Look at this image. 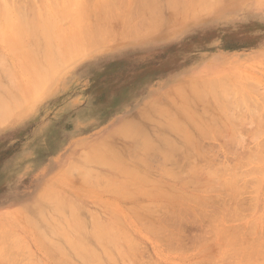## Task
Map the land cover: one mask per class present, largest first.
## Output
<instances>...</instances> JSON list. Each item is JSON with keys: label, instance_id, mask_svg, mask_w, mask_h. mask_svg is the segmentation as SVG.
Segmentation results:
<instances>
[{"label": "rangeland", "instance_id": "obj_1", "mask_svg": "<svg viewBox=\"0 0 264 264\" xmlns=\"http://www.w3.org/2000/svg\"><path fill=\"white\" fill-rule=\"evenodd\" d=\"M3 1L2 3L5 4L4 6L6 8V11L13 13H15L16 10H19L20 8L27 6L26 0H10V1L3 0ZM33 1L35 5L34 11L36 16L38 15L43 16L44 15L43 12L44 13L46 12L47 14L45 15V17L49 16L50 13H51L50 16L54 15L53 13H55L57 6L58 7L64 6V15L63 16L61 15L62 18L64 19L61 18L60 20H58L59 21L58 26L60 25L62 26V28L66 29L64 33H66L68 36L76 33L81 28V26H85L91 23L92 20H89L90 19L89 17L93 12L96 11L102 12L107 10L110 11L112 10V8H113L112 11L120 17L119 20L122 27L126 26V24L128 23V25L131 26L132 29L131 32H133L134 35L132 34L133 36L131 37V39L127 41L125 40V38H119L117 42L114 41L115 46H113V44L107 45L105 43H102L98 47L91 48L92 49L91 53L80 55L74 59L73 57H70L68 59L60 60L61 63H57L58 67L56 66L58 68V71H56L53 75H51L50 79L49 80L47 79L41 87H38L37 89H33L31 92H25L29 98L26 99L21 106H15L13 108V110L11 111L12 114L9 113L11 115L8 114L6 116V118L8 117L7 121L5 120V122L4 121L1 122L0 124V227L1 229L3 228L10 229V233L12 232V234L13 232L14 234L18 233L17 235L20 236L21 240L22 241L24 240L22 244H24V242L27 244L26 245L24 244L26 251L25 249L22 251L19 250L21 252H18V249H2L1 252L0 249V264H25V263L41 264V261L42 264H62L63 261L61 262V260L58 259L61 257V255L58 252H55L54 248L51 247L48 242L44 241V239L41 237V234L37 235L39 230L37 231L34 229L33 226L32 228L31 225H27L28 222H25L27 221V219L25 221L23 220L25 222L24 224L23 221L21 220V218L24 219V216L26 218L27 216L34 217L33 213L38 212L37 205H35V202L36 200L40 199L43 191L46 190V189L43 190V188L44 187L46 188V185H48V183L53 184L55 188L61 190L62 194L74 195L76 200L80 202L81 201L84 202L87 208L91 211L96 209L101 210V208H104L105 205H107V207L111 206L110 208L113 209L115 208L117 210L115 212H117V214L120 215V217L118 216V218L120 220L122 218V220L124 221L125 225L124 224L122 225L126 227L127 229L126 232L128 233L126 234V232H124L125 234L124 237L126 238L124 239L128 240L130 238L128 241H126V244L129 243L127 246L130 247L129 249L130 254H133L132 256H130V254L128 253L129 256L128 258L130 259L123 257L124 261H122L123 259L122 260L120 259L122 262L120 261L119 264H123V262H125L126 264L127 263L154 264L155 261H156L155 264H203V262L204 264L205 263L264 264V262H262L264 259V255H263L264 254V239H263L264 237L263 235L264 234V229H263L264 228V162H262L264 159L263 158L264 157L263 156L264 154V143H263L264 142L263 140L264 139V0H213L214 1L213 4H208L209 2L207 1L210 0L207 1L205 0L208 6L205 4V1L203 0L201 1L195 0L196 1L195 3L198 4L203 1L202 2L204 3L203 6L204 7L207 6V8L204 9V7L201 5L202 3H200L202 7L200 6V10H197V8H199V5L196 7L197 5L196 4L194 6L196 10H193L192 7H191L192 10H190V7L189 8L186 7L188 10L191 11V12L189 11L190 12L189 13L187 9H185L184 7L178 6V9L176 10L177 14L173 13L175 12L174 10L175 7L174 6L170 7L168 5L169 4L168 2H170V0H158L159 2H157V4H156L157 0H153L154 3L151 1L153 4L150 2L151 4L149 3V5L150 7H152L151 5L154 6L155 4L154 6L155 8L152 7V11L150 10L151 12L154 13L155 10L156 11L159 10L158 13L156 12L158 15L156 13H155L156 15L154 14V16H157L156 20L151 19L153 17H150L148 14L150 12L148 3H146L148 0L147 1L124 0V3H121L123 0L120 1L119 0H91V1L90 0L88 1L36 0V3L35 0ZM110 1L111 3L114 2V5L111 6ZM142 1L143 2L146 1L144 2L145 8H148V10L142 9L144 7L143 5H141L143 4ZM55 3L56 5H54ZM135 3L138 4L136 5ZM105 4L106 7L104 6ZM43 5L45 8H43ZM161 6L162 9L160 8ZM121 7L123 9H120ZM180 7L183 8L182 10L184 11L186 10L189 13V16L187 13L188 18H185L186 16L184 13H186V11L185 12L183 11L182 14L180 13V11L182 12ZM125 9L127 11H125ZM131 9H137L139 12L136 13V15L138 16L140 15L139 13L141 10H143V13L145 11L146 12L149 11L147 13H144L145 15L143 13L141 15H143V17L148 15L147 18L146 17L144 18H146L147 20L150 18L149 21H151V23L152 21L155 20L156 22L154 24L158 23V25L156 24L157 27L155 25L156 28H153L154 24H149L153 26L149 30L150 32L147 31V33L145 29L144 31H141L142 27L141 30L139 29L140 31L137 28H134V26L136 27V25H138V24L134 25L135 21L136 22L140 21L139 25H141L142 21L146 23L145 22L146 19L137 20L136 18L138 16L132 13L133 15L136 16V17L134 16L135 19L134 17L132 18L134 19L132 22L131 19H128V14L132 12L130 11ZM137 10H133V11L136 12ZM81 12L84 15V18L83 15H81ZM56 14H58V12ZM174 14L175 16L173 17ZM141 15L140 18L142 17ZM160 15L161 17H159ZM130 17L131 15L129 14V18ZM166 17H168L167 18L168 20H166ZM161 18L162 20L161 22H159L158 20H160ZM142 32H145V34H142ZM135 33L138 35H135ZM118 42H120L121 44L117 45ZM7 60L10 62V65L12 64L13 67L12 72L13 75L15 76V77L13 76L14 85L27 84L30 75L29 73L25 72L21 62L18 61L16 62V60L13 61L14 59L9 60L8 58ZM221 78L223 79L221 80ZM218 79L219 82L220 81L223 82V85L226 84V86H228L227 90L231 87L232 89L229 91L235 93L233 94L230 92L231 93L230 96L232 99L229 98V100L231 101L228 100L232 108L228 106L229 105L228 102H226L227 105L225 104V100H223V102L220 101L222 107L218 105L219 103H217L216 105V112L217 111L221 112L222 117L220 119L222 120V122L228 124L230 128L232 127L231 129H233L232 131L234 133L233 132L231 133L230 132L231 129H230L228 132H223L224 134L221 133L220 136L219 135L215 136L216 134H212L209 135L210 137L206 136L207 138L206 137L200 138L199 150L197 148L196 149L197 151H201V153L199 154V156H198L199 152L197 153L195 151L196 153H194L192 151L191 153L192 156H195L191 158V161L192 159H194L193 161H195L196 167L194 168L195 165L193 164V161L191 162L192 163L191 165L192 166L194 165L193 166L194 170L199 169L198 170L199 172H202L200 171V169L202 170V168L199 167L197 168V163L201 165L200 162L202 161L204 162L207 158L209 159L206 160L209 165L208 169L213 172L210 173L211 171L210 172L207 171L210 174L207 173L209 176H206V179L208 177L212 179L211 174H214L213 180L214 179L217 180V177L220 178L217 182H213V181L209 182L205 180V183L208 182L209 186L207 184H202L197 188L193 189L195 185L194 186L190 185L191 186L190 188L183 187L184 184H182L181 181L179 180L175 181V179L172 181L170 180L171 179L170 176L167 177L168 178L167 179L165 175H163L164 170H161L165 160L164 161L162 160L161 158L162 155L158 154L159 153L158 152L156 156L160 157V159L156 158L155 156L151 160L150 168L152 167L151 169L154 172L151 175L156 180L158 179L159 181H161V183L164 182L162 186L165 185L166 183V185L168 184L171 187H174L175 189L173 188L174 189L173 190L172 188H169V186L168 189L167 186L165 185L162 190L164 191L163 193L165 195L163 194L159 196L155 195V197L140 196L139 200L143 202L144 200L145 202L146 200L147 201L151 200L156 202V207L154 212H152L150 216L141 215L143 216L142 218L140 215L137 216L134 215L135 213L134 211H132L131 208V204L133 203V201L124 192H122L120 199L118 197H115L114 194L111 193L112 191L111 188H109V186H103V187L101 186L102 188L101 187L97 188L94 186L92 187L87 185L85 187H81L80 184H75L73 182L71 183L66 182L63 184L58 181L57 176L63 170L64 168L63 164L68 161H71V159L73 158L72 156L73 152L76 151V153H80V152L84 153L87 151L91 153V156L95 157L96 150H98L100 145L103 142H105V140H107L109 136H111V133L121 128L122 127L121 125H123L126 122H129L130 119L131 121H134L136 123L141 122L143 125L146 126L148 131L153 130V128L151 127L154 125L156 126V123L157 125H159L158 124L160 123L159 119L161 118H159V116H156L155 118L151 117L150 119V117L144 115L146 112L145 113L143 112L147 111L150 108L151 104L155 102V100L161 106H165V105L172 106L171 102L169 101L172 97L171 95H176V93L174 92V94L172 93L169 94L168 92H172L173 89L178 87V84L186 83V85H189L196 83L198 81L203 82V80L206 82L214 81L217 84H219ZM3 80L5 79L3 78ZM230 82H233V85ZM228 83L231 86L227 85ZM202 84H204V82ZM221 84L222 83H220V85ZM223 85L219 86L218 88L222 87L224 90L226 86ZM178 90L179 89H176V91ZM234 90L236 92L240 90V92L236 93ZM240 97L242 100L240 99ZM244 97L246 98V101L243 100L245 99ZM239 99L241 102L238 101ZM230 102H233V104L235 103L234 105L237 108H235L234 105ZM236 103L238 106L236 105ZM195 106L198 107H194L195 108L194 110H197L200 113L203 112V110H201L203 108L200 104H195ZM239 106H241V108ZM229 108L231 112L229 111ZM239 110L245 114V117H242L243 113L239 112ZM250 111L252 114L250 113ZM224 114H226L227 116L225 115L226 116L225 117ZM230 114L231 115L233 114L234 117L229 116ZM236 115H238L240 121H243L241 122L242 124H240L239 121H236L238 120V117ZM246 116L248 119L246 118ZM147 117L149 118V120L154 119L152 120L153 122L149 121ZM155 119H157L158 121L157 120L155 121ZM230 121H231V125L229 123ZM235 122L237 123V125L240 126V129H238L239 126L236 127ZM141 123L138 124L142 125ZM258 126L261 127L259 128ZM257 130H260L261 133H259V131ZM156 132H158V129ZM229 132L233 135H231ZM255 135L258 138H256ZM154 137L158 138L160 136L157 134L154 135ZM174 138H176L175 134H174ZM110 140L111 139H109V141ZM242 140H243V145L241 144ZM258 140L259 141L263 140L261 142L263 146L260 145L261 143ZM257 141L260 143L259 146L263 147V149L259 147V149L261 148L260 153L262 156V160L259 159L261 156L259 153V149H257L258 146H256L258 144H255V147H257L255 149L258 150L257 152L259 158H256L257 156L256 155L257 153L255 154L256 151L255 152L251 151V154L244 153L248 151H249L248 153H250V150H253L254 148L252 144H254ZM245 144L246 145L249 144L250 147L252 148H250L249 145L246 146ZM244 145H245V149H243ZM248 147L250 148V150H248ZM246 149L248 151H244ZM228 150L231 153L227 152ZM178 151L179 152L176 151V153L174 151L173 155L176 158L180 157L181 160L179 158L177 160L181 162L185 160L184 158L186 156L184 155H188V154L183 153L185 150L183 152H181L180 150ZM232 151H234L233 153H235V151L237 152L239 151L238 154L243 151L244 154L240 153V155L244 157V159H242V157L240 158V155H238L237 153H236L237 155L236 154L234 155ZM252 152L254 153L252 154ZM254 154H255L256 162L257 159H259L258 163L254 161L255 160L253 158ZM211 155H214V157ZM247 155H250V157H248ZM174 156L172 158H175ZM200 156H202L203 158L205 156L207 157L204 160L197 159ZM233 156L239 157L236 158L238 162L239 159L242 160V164H238V162H235L236 164L241 166L243 165L244 162V164L249 163V165L246 164L244 165L245 167L241 166L242 168H240L239 166L240 168L239 170V168H237L238 165L236 167L233 161L235 160L233 159L234 158ZM181 157H183V159ZM187 157L186 159L190 158ZM246 157L251 158L252 161L250 159L246 160V161L249 160L250 162L244 161ZM213 159L221 161V164L218 161L216 162V164L213 163L215 162L213 161ZM177 160L175 161L178 162ZM231 161L234 163L235 167H233V163ZM259 161H261L262 163L261 162L259 163ZM224 162H226L225 163L226 165L224 164L225 167L223 165ZM160 163L162 166L160 165ZM217 163L219 164L217 165ZM181 164H183V168H184L186 164L187 166L190 165V161L188 162L186 160ZM227 164L230 170V171L228 170L229 172H227ZM229 165L231 167H229ZM219 167H221L223 170L226 169V172L223 171H221L223 173L219 172V170H222L219 169ZM188 168H184V169H187L186 171L188 172L191 169L190 167ZM208 169L206 167V170ZM231 170H233L232 172H234V175H232ZM75 171L76 170L74 169L70 174L66 173V174H62L61 176L68 179L69 176L71 175H77ZM235 171L238 173L237 176L239 175V177L237 178L236 176V178L234 179L236 174ZM246 171H248L249 174L246 173ZM216 173L219 176L216 177L215 175ZM242 174L243 175L246 174V175L243 176ZM160 175L164 176V178H161ZM241 176L243 178H241ZM107 177L111 178L110 175H108ZM225 179L236 180V184L240 188L238 189V192H236L237 188H235V186L232 187L231 184L232 180H228V181L226 180V182L224 183V186L226 185V187L221 186L223 185L222 183L223 180L225 181ZM246 179L248 180V183L246 182L247 181ZM237 181L239 182L237 183ZM233 183H234L233 185H235V182ZM212 184L218 186H214V185L212 186ZM165 187L167 188V190ZM219 187L221 188V190ZM191 188L192 190H189ZM231 188L236 189V190L234 189L235 193ZM242 189L243 191L241 192ZM209 190H211V192ZM165 192L168 194L169 192L171 193L174 192L173 194L176 193V195L178 193L179 194L177 195V198H174L175 195L171 197L172 195L169 194V196L172 198L170 199L168 194H166ZM181 192H186V193L188 192L190 193L189 194L190 196L195 195L197 197L194 196L195 198H193L191 196L192 198L189 197L190 198L189 199L188 198L189 195H188L186 199L184 196H183L184 198L180 196ZM231 193L233 194V196H231ZM205 195H208L206 196L207 198L205 197ZM248 198L250 199V201L246 200ZM214 202L217 203V205ZM220 202L223 203L228 202V204H230L228 205V208L230 206L231 207L228 209ZM184 203L187 204L185 205ZM170 204L172 206H170ZM199 204L202 205L199 206ZM245 204L246 206H244L242 209V206ZM204 205L207 207H205ZM220 205L224 206L225 209H223V211H225V214H222L223 211L222 209L219 208ZM34 208L36 209V211ZM206 208L209 210V212H207ZM213 209L214 212H216L214 214H213ZM173 210H177V211L173 213ZM201 210L205 212H202ZM107 211L108 209L105 208L102 215L105 214ZM190 211H191V215L188 214L190 213ZM220 212L222 215H224V216L221 215L222 220L223 217L227 215L226 218H224V221L219 222L220 220L217 219L218 221L216 222L218 223L214 224V227H216V229L214 228V231H211L210 229L211 231L210 232L208 229H204L203 226L206 227L209 224L210 217ZM162 213L163 215H165L164 217L163 215H161ZM199 213L200 214L203 213V215L201 214L202 217L200 216ZM133 215L135 216V218L133 217ZM240 215L243 216L241 217ZM130 216H132V218H134L135 220L132 219ZM138 216L140 217V219H138L139 221L137 220ZM177 216L179 217V219L177 218ZM185 216L188 218L186 219ZM35 217H38V213L37 214L35 213ZM17 218H19L20 220L19 219L17 220ZM202 218L203 219L205 218L204 220L205 222L203 221ZM163 219L165 221H163ZM143 220L145 221L148 220L146 221L147 224L146 222L143 223ZM19 222L23 224V227L22 224H19ZM177 222L182 224L183 227L181 228L182 225H180ZM260 222L262 224H260ZM8 223L12 224V227ZM14 223H16L15 224L16 227L13 226ZM149 223L151 226L148 225ZM154 223L156 226L154 225ZM216 224H218L219 227ZM45 225L46 224L43 223L41 227L42 228L45 227L47 229ZM160 225L163 227L165 226L164 228H168L169 230H172V232L171 231L169 232V230L167 229L165 231V229H163L162 227H161L162 229L157 228V226L159 227ZM147 226L149 227V229L151 227L152 231L147 230L148 228ZM26 227L28 229H26ZM184 228H185V232H184ZM153 229L156 231H154ZM217 230L219 231L217 232ZM149 231L153 232V234L150 233ZM250 231L252 232L250 233ZM130 232L131 234H129ZM155 233H157L156 235L160 237L156 236ZM162 233L165 235L167 233V235L162 236L163 235ZM196 233L198 235H196ZM177 234L180 235L181 238ZM191 234L192 235L194 234L195 236L194 235L192 236ZM258 234L260 235L259 236L260 239L258 238ZM36 236H40V237L37 238ZM191 236L192 238L193 237L194 238L193 239L190 238ZM1 237L3 238V235L0 236V238ZM56 237H57L56 235L51 236V238H54L55 240H60L59 236L57 238ZM218 237L220 238V240H218ZM246 237L247 239L249 237L248 240L250 242H247L248 240L246 239ZM255 237H257L258 239L256 240ZM168 239L169 241L172 240L176 242L174 243L169 242ZM181 239L183 240V242H181L182 241ZM184 240L186 245L184 244ZM220 241L223 242L221 243ZM134 242L139 243V245L138 244L135 245ZM245 242H247V244ZM39 243L40 244L44 243V246L39 245ZM178 243L180 244L178 245ZM187 243L189 244L191 243L190 244L191 247L187 245ZM104 245H106V243H104ZM101 246L99 247L98 251H100L102 255L100 261L97 262L100 264H104V263L108 264L110 263L109 262L110 259H108L109 258L108 255L106 256L104 255L106 251L102 250ZM178 246L180 247L178 248ZM181 246H185V247H182L183 248L182 249ZM28 248L30 249L28 250ZM185 248H186V252H185ZM234 248L235 250H233ZM262 248L263 250H261ZM49 250H50V254L54 253L60 257L54 255L53 257H50L51 255L48 254ZM5 251H8L9 258H11V261L7 259L8 254L7 252L5 253ZM9 251L11 252L9 253ZM12 251H15V253H12ZM17 252L20 254H16ZM210 252L212 256L211 254H209ZM231 252L233 256L231 255ZM234 252H237L238 254ZM22 253H24L23 258H22L23 255ZM141 253H144L145 255H142ZM11 254L14 256L16 254V256L17 255L18 256L17 258L16 257L12 258L10 256ZM122 254L124 253L122 252ZM135 255L138 256L139 258L136 257ZM27 256L29 258H27ZM54 257L55 259H53ZM222 257L224 259H222ZM39 258L41 261L39 260ZM209 258L211 260V263L210 260H208ZM37 259L40 261V263ZM56 259L59 261H57ZM206 259L209 261V263L208 261H204ZM14 260H16L17 263H15L16 261L14 262ZM53 260H55L56 263ZM73 260H74L73 264L85 263L83 261L81 262L80 259L78 258H74ZM252 260L253 261L257 260V261L253 262ZM260 260H262L261 263H259ZM75 261H77V263ZM199 261H201V263ZM234 261L236 262L234 263ZM71 262L73 261L71 260ZM97 262H93L92 264H98Z\"/></svg>", "mask_w": 264, "mask_h": 264}, {"label": "bare ground", "instance_id": "obj_2", "mask_svg": "<svg viewBox=\"0 0 264 264\" xmlns=\"http://www.w3.org/2000/svg\"><path fill=\"white\" fill-rule=\"evenodd\" d=\"M3 0H0V124L1 122H5V120L7 121L8 117L6 118V116L11 113L12 114V110L15 106H21L24 101L26 99H28L29 97L26 95L25 92H31L33 89H37L38 87H41L43 85V83L48 79H50V76L53 75L56 71H58V65L57 63H61L60 60L62 59H68L70 57H73L76 58L80 55H84V54H88V53H91L92 49L91 48H94V47H98L100 46L102 43H105V44H113L114 45V41L117 42V40L119 38H125V40H130L131 37L134 35L131 29V26L128 25V23L126 24V26H123L121 25L120 23V17L114 13L112 10H107V11H102V12H99V11H96V12H93L91 14V16L89 17L90 19L89 20H92L91 23L85 25V26H81V28L74 34L72 35H67L66 33H64V31H66V29L62 28V26H58V23L62 16L64 15V6H57V9L56 11L58 12V14H56L57 12L55 11V13H53L54 15H51L49 14V16H46V12L44 13L43 12V16L41 15H38L36 16L35 15V11H34V1L33 0H26L27 2V6L25 7H22L20 8L19 10H16L15 13L13 12H9V11H6V8H5V4L2 3ZM10 1V0H9ZM74 1V0H73ZM83 1V0H82ZM88 1V0H86ZM91 1V0H90ZM120 1V0H119ZM138 1V0H137ZM147 1V0H146ZM144 1V2H146ZM149 1V2H148ZM146 3H148V7H149V11L151 10L152 11V7L154 6L151 5L152 7H150L149 3L153 0H148ZM197 1V0H196ZM195 0H170V2H168L169 6L170 7H175V14L176 13V10L178 9V6H181V7H184L185 9H187L186 7H190V10L191 7L193 8V10H196V8H194V6L196 5V7L199 5V8H197V10H200V6L204 5V3H202L200 5V3H195L196 2ZM198 1H201V0H198ZM207 1V0H206ZM206 1H205V4H206ZM211 2L213 0H210ZM210 1H207L209 2L208 4H213L214 1L211 3ZM4 2V1H3ZM15 2V1H14ZM143 2V1H142ZM143 2V5L142 9H146L148 10V8H145V3ZM151 2V3H152ZM157 2H159L158 0L156 1V4ZM163 2V1H162ZM8 3V2H7ZM13 3V2H12ZM11 3V4H12ZM20 3V2H19ZM35 3H36V0H35ZM53 3V2H52ZM68 3V2H67ZM76 3V2H75ZM79 3V2H78ZM84 3V2H83ZM107 3V2H106ZM121 3H124V0L121 2ZM150 3V4H151ZM154 3V2H153ZM152 3V4H153ZM10 4V5H11ZM15 4V3H14ZM74 4V3H72ZM81 4V3H80ZM85 4V3H84ZM101 4V3H100ZM136 5L138 3H135ZM208 4H206L208 6ZM9 5V4H7ZM56 5V3L54 4ZM61 5V4H60ZM66 5V4H65ZM76 5V4H75ZM110 5H114V2L111 3L110 1ZM140 5V3H139ZM73 6V5H72ZM71 6V7H72ZM86 6V5H85ZM106 7V4L104 5ZM132 6V5H131ZM201 6V7H202ZM204 7V9L207 8ZM74 7V6H73ZM78 7V6H76ZM124 7V6H123ZM128 7V6H127ZM147 7V6H146ZM180 9L182 10L183 8ZM18 8V7H17ZM43 8L44 5H43ZM81 8V7H80ZM102 8V6H101ZM151 8V9H150ZM155 8V7H154ZM153 8V10H154ZM162 9V6L160 7ZM159 8V9H160ZM85 9V7H84ZM119 9V8H118ZM120 9H123L122 7ZM126 9H129V8H126ZM125 9V11H127ZM141 9V8H140ZM158 9V8H157ZM160 9V10H161ZM203 9V8H202ZM98 10V9H97ZM104 10V9H103ZM133 10H137V9H131L130 11H132L131 13H129L131 15V17L129 18V14H128V19H131L132 22L133 20L135 19L136 16V13H138L139 11L137 10L136 12H134ZM172 10V9H170ZM172 10V11H174ZM190 10L187 9V11L189 12ZM82 11V10H81ZM142 11V12H141ZM140 11V15L143 13V10ZM145 11V10H144ZM147 11V12H149ZM150 11V12H151ZM159 10H155V12H151L152 13V16H151V13L149 12V16L150 17H153L151 19H155L157 18V16H154V14L157 12L158 13ZM180 11V10H179ZM178 11V12H179ZM184 10H182V12L180 11V13L182 14ZM186 11V10H185ZM184 11V12H185ZM184 13L185 14V18H188L189 16V13L191 12H187ZM146 11L144 13H147ZM135 15H133V14ZM143 13V14H144ZM156 13V14H157ZM179 13V14H180ZM187 13H188V16H187ZM56 14V16H55ZM85 14V13H84ZM155 14V15H156ZM175 14L173 15V17L175 16ZM183 14V16H184ZM62 15V16H61ZM81 15L82 12H81ZM86 15V14H85ZM89 15V14H88ZM133 15V16H132ZM140 15L136 18L137 20L138 19H146L147 16H144L146 18L143 17V15H141L142 17L140 18ZM145 15V14H144ZM158 15V14H157ZM172 15V14H171ZM127 16V15H126ZM135 16V17H134ZM178 16V15H177ZM42 17V18H40ZM134 17V19H132ZM161 17V15L159 16ZM163 17V16H162ZM165 17V16H164ZM170 17V16H169ZM182 17V16H181ZM68 18V17H67ZM83 18H84V15H83ZM127 18V17H126ZM149 18V17H148ZM168 17H166V20ZM184 18V17H183ZM182 18V19H183ZM64 19V18H62ZM172 19V17H171ZM150 18L147 20H145L146 23H144L143 21L141 22L142 24L139 25L140 21L138 22H134L133 24L136 25V27L134 26V28H137L138 30L140 29L141 30V27H142V30L141 31H149L151 29V27L153 25H149V24H154L156 21H149ZM162 18L160 20H158L159 22H161ZM165 20V21H166ZM127 21V20H126ZM157 21V22H158ZM123 22V21H122ZM131 22V21H130ZM129 22V24H130ZM149 22V23H148ZM132 24V23H131ZM158 25V23H156ZM154 24L153 28H156L157 25ZM78 25V24H77ZM128 25V26H127ZM149 25V26H148ZM156 25V27H155ZM119 27V28H118ZM140 27V28H139ZM133 28V27H132ZM152 28V29H153ZM131 29V30H129ZM136 29V31H137ZM139 30V31H140ZM138 31V32H139ZM151 31H154V30H151ZM63 32V33H62ZM127 32V33H126ZM150 32V31H149ZM133 34V35H132ZM142 34H145V32H142ZM123 35V36H122ZM135 35H138L135 33ZM121 44L120 42L117 43V45ZM7 58L10 60V59H14L13 61L16 60V62H21L22 66H23V69L25 70L26 73H29L30 77H29V80L27 82V84L25 85H14V78H13V67H12V64L10 65V62L7 60ZM70 61V60H68ZM57 66V67H56ZM28 75V76H29ZM15 77V76H14ZM3 78L5 80H3ZM54 78V77H53ZM223 78H221L222 80ZM228 79V78H227ZM210 80V79H208ZM226 80V79H225ZM223 80V81H225ZM204 82V84H202ZM203 82H196V83H193V84H189V85H186V83H180L178 84V87H176L175 89L172 90V92H168L169 94L172 93L174 94V92L176 93V95H171V99L169 102H171L172 106H161L158 102H153L150 106V108L147 110V111H144L143 113H145L144 115H147L148 117H151L152 118H155L156 116H159V119L160 120V123H158L159 125H157L156 123V126H152L151 128H153V130H149L146 128L145 125H143L141 122H134V121H130L129 122H126L124 123L123 125H121L122 127L117 129L115 132L111 133V136H109V138L107 140H105V142H103L99 149L96 150V155L95 157L91 156V153L89 152H80V153H76L73 152L72 153V156L73 158L71 159V161H68L66 163L63 164L64 168L63 170L59 173V175L57 176L58 178V181L61 182V183H75V184H80L81 187H85V186H94V187H97V188H100L101 186H109V188H111V193L114 194L115 197H118L121 199V194L122 192L126 193L129 198L133 201V203L131 204V208H132V211H134V214L135 216L137 215H143V216H150L152 214V212H154L155 210V207H156V202L154 201H147L144 202L139 200V197L140 196H150V197H155L156 196H159V195H165L162 191L164 186L166 185H163L162 184L164 183H161V181H159L158 179L156 180L151 174L154 173L152 171V167L150 168V164H151V160L158 154H161L162 155V160L164 161L163 163V166L161 168V170H164L163 171V175H165V177H169L170 176V180H174L177 181H181L182 184H184L183 187H191L190 185H195L193 187L194 188H197L198 186L202 185V184H207L208 185V182L205 183V180L206 181H213V182H217L220 178L217 177L219 175H217V173L215 174L216 177H217V180H213V175L214 174H211L212 175V179H210V177H208L206 179V176H209L208 174L212 173L213 171L209 170L208 169V162L205 160V165H206V162H207V169L206 170V167L204 165V162H200V164L197 163V168H202V170L200 169V171L202 172H199L197 169V171L194 170V168L196 167L195 165V161H193L194 159H192L193 161V166L191 165L192 161H191V158L195 157V156H192L191 153L192 151L194 153H198V156L199 154L201 153V151H197V149L199 150V147H200V138H203V137H210L209 135H212V134H216L215 136L217 135H221L224 134L223 132H228L231 128L229 127L228 124H226L225 122H222V120L220 119L222 116H221V112L217 111L216 112V105L217 103H219L218 105L222 107V105L220 104L221 102H223V100H225V104L226 102H228L229 98H231V93L235 94L234 92H231L229 90H231L232 88L230 87L228 90V86H226V84L223 85V82H219V79H218V82L219 84H217L216 82H212V81H204ZM239 82V81H238ZM191 83V82H190ZM220 83H222L220 85ZM232 85H233V82H230ZM237 83V82H236ZM241 83V82H240ZM226 86L223 90L222 87L218 88L219 86ZM229 86H231L229 83L227 84ZM240 85V84H239ZM243 85V83H242ZM236 87V85H235ZM238 87V86H237ZM241 88V87H240ZM176 89H179L178 91H176ZM219 89H222V90H219ZM226 89V90H225ZM218 91H221V92H218ZM235 91V90H234ZM179 92V93H178ZM231 92V93H230ZM236 92V91H235ZM240 92V90L238 91ZM236 92V93H238ZM245 92V91H244ZM167 93V94H168ZM178 93V94H177ZM242 93V92H241ZM240 93V94H241ZM244 94V93H243ZM247 97V96H246ZM228 98V99H227ZM235 98V97H234ZM233 98V99H234ZM243 98V96H242ZM245 98V97H244ZM251 98V97H250ZM249 98V99H250ZM157 99V98H156ZM227 99V100H226ZM241 99V97H240ZM240 99L238 100L239 102ZM158 100V99H157ZM242 100V99H241ZM244 101H246V98L243 99ZM221 101V102H220ZM231 101V100H229ZM233 101V100H232ZM251 101V100H250ZM253 101V100H252ZM146 102V101H145ZM147 103V102H146ZM233 104V102H230ZM249 103V102H248ZM165 104V103H164ZM195 104H200L202 106L203 109V112H198L197 110H194L195 108L194 107H198V106H195ZM223 104V103H222ZM229 104V102H228ZM235 104V103H234ZM233 104V105H234ZM240 104V103H239ZM174 105V106H173ZM227 105V104H226ZM231 104H229L228 106H230ZM237 105V103H236ZM243 105H246V104H243ZM238 106V105H237ZM254 106V105H253ZM218 107V106H217ZM231 107V106H230ZM235 108H237L235 105H234ZM241 108V106H239ZM238 107V109H239ZM247 107V106H246ZM220 108V107H219ZM218 108V109H219ZM232 108V107H231ZM243 108V107H242ZM245 108V107H244ZM253 108V107H252ZM256 108V107H254ZM174 109V110H173ZM173 110V111H172ZM237 110V109H236ZM258 110V108H257ZM229 111H230V108H229ZM245 111V110H244ZM228 112V111H227ZM231 112V111H230ZM229 112V113H230ZM234 112V111H233ZM237 112V111H236ZM239 112H242L239 110ZM249 112V111H247ZM253 112V111H252ZM257 112V111H256ZM243 113V112H242ZM251 113V111H250ZM9 114V115H11ZM236 114V113H235ZM252 114V113H251ZM223 115V114H222ZM226 114H224L225 116ZM255 115V114H253ZM261 115V114H260ZM223 116V117H224ZM227 116V115H226ZM225 116V117H226ZM229 116H233V114L229 115ZM238 117V115H236ZM252 116V115H251ZM147 117V118H148ZM234 117V116H233ZM236 117V118H237ZM242 117H245V114L243 113V116ZM261 117V116H260ZM146 118V119H147ZM247 118V116H246ZM233 119V118H232ZM243 119V118H242ZM248 119V118H247ZM149 120V118H148ZM154 120V119H152ZM152 120H149V121H152ZM157 119H155L156 121ZM259 120V119H258ZM154 121V122H155ZM158 121V120H157ZM235 121V120H234ZM236 121H239L240 124H242L241 122L243 121H240L239 120V117H238V120ZM153 122V121H152ZM258 122V121H257ZM141 123L142 125H139ZM151 123V122H150ZM230 125H231V121L229 122ZM236 123V122H235ZM234 123V124H235ZM252 123V122H251ZM233 124V122H232ZM254 124V123H253ZM244 125V124H243ZM246 125V124H245ZM261 125V124H260ZM234 126V125H233ZM239 125H237L236 123V127H238ZM257 126V125H255ZM235 127V126H234ZM259 127V126H258ZM261 127V126H260ZM259 127V128H260ZM227 128V129H225ZM244 128V127H243ZM242 128V129H243ZM258 128V129H259ZM158 129V132H156ZM240 129V126L239 128ZM257 129V127H256ZM225 130V131H224ZM233 129L230 130V132L232 133ZM235 130V129H234ZM261 130V129H260ZM260 130H257L260 132ZM156 134H155V132ZM253 131V130H252ZM256 131V132H257ZM154 132V133H152ZM219 132V133H218ZM229 132V133H230ZM242 132V131H240ZM230 133V134H231ZM234 133V132H233ZM159 135L160 137L158 138H155L154 135ZM174 134H175V137L174 138ZM226 134V133H225ZM173 135V136H172ZM233 135V134H231ZM241 135V134H240ZM259 135V134H258ZM239 136V134H238ZM254 136V135H253ZM260 136V135H259ZM157 137V136H156ZM206 137V138H207ZM212 137V136H211ZM242 137V136H240ZM256 137V135H255ZM213 138V137H212ZM258 138V137H256ZM109 139H111L109 141ZM224 139V138H222ZM262 139V138H261ZM260 139V140H261ZM264 140V139H263ZM262 140V141H263ZM259 141V140H258ZM257 141V142H258ZM262 141H259L260 143ZM254 142V141H253ZM255 142L254 144H252V146H254L253 150H250V145L248 147V150H250V153H248L249 151L246 149L244 151H248V152H244L245 154H251V151H256L255 154L258 156V150L259 147H261L263 149V144L261 143H257ZM209 143V142H208ZM236 143V142H235ZM264 143V142H263ZM205 144V143H204ZM241 144L243 145V140L241 142ZM255 144H258L255 147ZM262 145V146H259ZM104 145V146H103ZM246 145V144H245ZM245 145L243 146V149H245ZM246 145V146H247ZM227 146V145H226ZM225 146V147H226ZM197 148V149H196ZM247 148V147H246ZM257 148V149H255ZM261 148L259 149V153L261 151ZM196 149V150H195ZM178 150H180L181 152H184L183 153H186L188 155H184V156H188L190 157L189 159H186V157L184 158L185 160L179 162V160H177L178 158L180 159V157L176 158L173 154H174V151L176 153L179 152ZM205 150V149H203ZM219 150V149H218ZM196 151V152H195ZM204 152V151H202ZM227 152H230L229 150ZM234 151H232L233 153ZM239 152V151H238ZM237 151H235V153H233L234 155L237 153ZM252 152V154L254 153ZM164 155H163V154ZM172 153V154H171ZM193 153V154H194ZM215 153V152H214ZM231 153V152H230ZM240 153H243L240 152ZM240 153L238 155H240ZM243 153V154H244ZM218 154V153H216ZM222 154V153H221ZM236 154V155H237ZM242 154V155H243ZM255 154H254V159H255ZM172 155V156H171ZM191 155V156H189ZM209 155V154H208ZM163 156H164V159H163ZM175 157V158H172V157ZM210 156V155H209ZM214 157V155H211ZM217 156V155H216ZM245 156V155H244ZM248 157H250V155H247ZM253 156V155H252ZM256 158H259V156ZM260 156H261V153H260ZM264 156V154H263ZM187 157V158H188ZM207 156H205L204 158L202 156L198 157L197 159H200V160H204ZM228 157V156H227ZM234 157V156H233ZM242 156L240 155V158ZM156 158H159L160 157H157ZM183 159V157H181ZM202 158V159H201ZM216 158V157H215ZM218 158V157H217ZM226 158V157H225ZM229 158V157H228ZM236 158H239V157H234L233 160L234 163L235 162H238L236 160ZM264 158V157H263ZM220 159V158H219ZM222 159V158H221ZM242 159H244V157H242ZM247 159H250L252 161L251 158H245L244 161H246ZM262 160V156L259 158ZM257 159V162H256V159L254 160L256 163H258V160ZM175 160H177L178 162H176ZM181 160V159H180ZM190 161V165L187 166H184V168H188L190 167V171H186L187 169H184L183 168V164H181L182 162L184 161ZM209 160V159H208ZM212 160V159H211ZM149 161V162H148ZM213 163L216 164V162L218 160H214L213 159ZM241 161V163H240ZM65 162V161H64ZM154 162V161H153ZM199 162V160H198ZM220 164H221V161H218ZM230 162V161H229ZM228 162V163H229ZM232 162V161H231ZM246 162H250L249 160L246 161ZM261 161H259L260 163ZM264 162V159L263 161ZM261 162V163H262ZM211 163V162H210ZM212 163V164H213ZM217 163V165L219 164ZM226 162L223 163V165L225 164ZM233 163V162H232ZM234 163H233V167L234 166ZM165 164V165H164ZM204 168H203V166ZM214 164V165H215ZM238 164H242V160L239 159V162ZM236 167H237V165ZM249 165V163H246ZM243 162V165H241L242 167H245ZM251 164V163H250ZM211 165V164H210ZM226 165V164H225ZM224 165V167H225ZM202 166V167H201ZM240 165H238L237 168H239ZM240 166V168H242ZM218 167V166H217ZM222 167V166H221ZM221 167H219V169H222ZM229 167H231L229 165ZM253 167V166H252ZM211 168V167H209ZM236 168V170H237ZM239 168V170H240ZM250 168V167H249ZM76 170L75 172L77 173V175H71L69 176V178H65L63 176H61L62 174H66V173H71L72 170ZM155 169V168H154ZM217 169V170H219ZM189 170V168H188ZM212 170H215V169H212ZM229 168H228V164H227V172ZM205 171V172H204ZM210 173H208V172ZM226 172V169L225 170H219V172ZM233 170H231L232 172ZM244 171V170H243ZM258 171V170H257ZM74 172V173H75ZM185 172V174H184ZM187 172V173H186ZM190 172V173H189ZM215 172V171H214ZM221 172V173H223ZM230 172V173H231ZM236 172V171H235ZM241 172V171H240ZM245 172V171H244ZM251 172V171H250ZM200 173V175H199ZM208 173V174H207ZM242 173V172H241ZM240 173V175H241ZM246 173H248V171H246ZM255 173V172H254ZM169 174V175H168ZM237 172L235 174V177L234 179L236 178L237 176ZM249 174V173H248ZM108 175L111 176V178L107 177ZM155 175V174H154ZM232 175H234V172H232ZM243 175V174H242ZM246 175V174H244ZM243 175V176H244ZM74 176V177H73ZM222 176V175H220ZM161 178H164V176L160 175ZM239 177V175L237 176V178ZM225 178V177H224ZM223 178V179H224ZM232 178V177H231ZM241 178H243L241 176ZM250 178V177H249ZM168 179V178H167ZM210 179V180H209ZM232 180V179H225V181L223 180V185L221 186H224V183L226 182V180H232L231 184H232V187L235 186V188H237V190L235 188H231L234 193H235V190L236 192H238V189H240L238 187V185L236 184V180ZM245 180V179H244ZM247 180V179H246ZM63 181V182H62ZM222 181V180H221ZM241 181V179H240ZM235 182V185H233ZM239 181H237L238 183ZM248 183V180L246 181ZM245 182V183H246ZM72 183V184H73ZM219 183V182H218ZM242 184V183H241ZM214 184H212L213 186ZM245 185V184H244ZM247 185V184H246ZM167 188L169 186V188H174V187H171L170 185H166ZM209 186V185H208ZM207 186V187H208ZM214 186H218V185H214ZM229 186H230V183H229ZM237 186V187H236ZM101 187V188H102ZM206 187V186H205ZM204 187V188H205ZM226 187V185L224 186ZM228 187V186H227ZM166 188V187H165ZM166 188V190H167ZM168 188V189H169ZM202 188V187H201ZM214 188V187H213ZM220 188V187H219ZM247 188V187H246ZM259 188V187H258ZM46 189V190H44ZM85 189V188H84ZM161 189V190H160ZM175 189V188H174ZM173 189V190H174ZM186 189V188H185ZM203 189V188H202ZM201 189V190H202ZM207 189V188H206ZM209 189V188H208ZM230 189V191H231ZM235 189V190H234ZM43 193H42V196L40 197V199L36 200L35 202V205H37V209H38V212H35L36 214L38 213V217H35V213L34 214V217L32 216H27V218L24 216V219H22L21 217V220L25 221L27 219V221L25 222H28L27 225H31V227L33 226L35 230H39L37 235L41 234V237L44 239V241L48 242L50 244L51 247L54 248V251L55 252H58L60 256L56 255V254H50V250L48 252L49 255H51L50 257H53L54 256H58L62 262V264H73L74 263V258H78L80 259V261L82 262H85L84 264H92L93 262H97V261H100V258H101V252L98 251L99 247L101 245H104V243H106V245L104 246H101L102 250L106 251L105 252V256L108 255V259L110 263L108 264H119L120 261H124V258H127V259H130L128 258V253L130 254V247L127 246L128 244H126V241L128 240H125L126 238L124 237L125 234L124 232H126V227H124L125 223L124 221L121 220L118 218V216L120 217L119 214H117V211L115 208V210L113 208H110V203H109V206L110 207H107V205L104 206V208H101V210H89L87 208V206L85 205L84 202H80L78 200L75 199V196L74 195H65V194H62L61 193V190H58L57 188H55L53 186V184L51 183H48V185H46V188L44 187L43 188ZM189 190H192L189 189ZM204 190V189H203ZM202 190V191H203ZM221 190V188H220ZM246 190V189H245ZM82 191V190H81ZM169 191V190H168ZM172 191V190H170ZM176 191V190H175ZM179 191V190H178ZM181 191V190H180ZM205 191V190H204ZM211 192V190H209ZM213 191V190H212ZM243 191V189L241 190V192ZM83 192H86V191H83ZM106 193V192H104ZM166 193V192H165ZM174 193V192H173ZM171 192H169L170 195H172L171 197H173L174 195V198H177V194H173ZM168 194V193H166ZM168 194V196H169ZM190 193H186V192H181L180 193V196L181 197H185L187 199V196L189 195ZM192 194V193H191ZM223 194V193H221ZM238 194V193H237ZM167 196V195H166ZM193 198L197 197L195 195H191ZM190 195L188 196V198H192ZM195 196V197H194ZM208 196V195H205V197ZM231 196H233V194L231 193ZM235 196V195H234ZM170 196L169 198L172 199ZM183 197V198H184ZM148 198V197H147ZM189 198V199H190ZM199 198V197H198ZM207 198V197H206ZM244 198V197H243ZM200 199V198H199ZM229 200V199H228ZM239 200V199H238ZM248 201H250V199H246ZM223 201V200H222ZM231 201V200H230ZM245 201V200H244ZM255 201V200H254ZM253 201V202H254ZM100 202V201H99ZM180 202V201H179ZM192 202V201H190ZM195 202V201H194ZM199 202V200H198ZM224 202V201H223ZM223 202H220L222 203L226 208H228V202L226 203H223ZM234 202V201H233ZM160 203V202H158ZM173 203V202H172ZM197 203V202H196ZM195 203V204H196ZM215 203V202H214ZM213 203V204H214ZM236 203V202H235ZM241 203V202H240ZM93 204V203H92ZM103 204V203H102ZM169 204V203H167ZM185 204V203H184ZM187 204V203H186ZM185 204V205H186ZM210 204V203H209ZM217 205V203H215ZM214 204V205H215ZM255 204V203H254ZM104 205V204H103ZM112 205V204H111ZM115 205V204H114ZM176 205V204H175ZM202 205V204H199V206ZM240 205V204H239ZM251 205V204H250ZM253 205V204H252ZM96 206V205H95ZM129 206V205H128ZM170 206H172L170 204ZM169 206V207H170ZM205 206V205H204ZM224 206L220 205V209H225ZM246 206L243 205L242 206V209L243 207ZM127 207V206H126ZM175 207V206H174ZM177 207V206H176ZM180 207V206H179ZM203 207V206H202ZM207 207V206H205ZM209 207V206H208ZM212 207V206H211ZM231 207V206H230ZM229 207V208H230ZM251 207V206H250ZM108 209V211L102 215V213L104 212V210ZM131 208H128V209H131ZM228 208V209H229ZM233 208V207H232ZM35 209V208H34ZM103 209V210H102ZM174 209V208H173ZM178 209V208H176ZM189 209V208H188ZM207 209V208H206ZM205 209V210H206ZM241 209V208H240ZM248 209V208H246ZM25 210V209H24ZM181 210V209H179ZM204 210V209H203ZM211 210V209H210ZM218 210V209H217ZM26 211V210H25ZM36 211V209H35ZM131 211V210H130ZM131 211V212H132ZM177 210H173V213L176 212ZM184 211V210H183ZM202 211V210H201ZM200 211V212H201ZM212 211V210H211ZM202 212H205V211H202ZM207 212H209V210L207 209ZM234 212V211H233ZM26 213V212H24ZM28 213V212H27ZM188 213V212H187ZM198 213V212H197ZM216 213L214 212V209H213V214ZM232 213V212H231ZM156 214V213H155ZM191 215V211L190 213H188ZM193 214V212H192ZM200 214V213H199ZM203 215V213H201ZM200 214V216L202 217V215ZM205 214V213H204ZM222 214H225V211L222 212ZM221 212L218 213V214H215L214 216H211L210 217V221H209V224L203 228L204 229H208L210 231H214V228L216 229V227H214V224L215 223H218L216 221H218L217 219H219L220 221L219 222H222L224 221V218L223 217V220L221 219L222 215ZM238 214V213H237ZM236 214V215H237ZM133 215V217L135 218V216ZM157 215V214H156ZM160 215V213H159ZM163 215V213L161 214ZM196 215V214H194ZM222 215V216H221ZM230 215V214H229ZM228 215V217H229ZM143 216H141L143 218ZM165 215H163L164 217ZM241 217L243 215H240ZM17 217V216H16ZM15 217V218H16ZM132 218V216H130ZM139 217V216H138ZM137 217V220L140 219V217L138 218ZM156 217V216H155ZM154 217V218H155ZM181 217V216H180ZM186 217V216H185ZM193 217V215H192ZM227 217V218H228ZM132 218V219H134ZM141 218V219H142ZM158 218V216H157ZM177 218L179 219V217L177 216ZM188 217H186L187 219ZM246 218V217H245ZM19 218H17L18 220ZM176 219V220H178ZM203 219V218H202ZM241 219V218H240ZM255 219V218H254ZM258 219V218H257ZM20 220V219H19ZM135 220V219H134ZM170 220V219H169ZM197 220V219H196ZM205 220V218L203 219V221ZM23 221V224L25 223ZM139 221V220H138ZM142 221V220H141ZM148 221V220H146ZM145 220H143V223L146 222ZM163 221H165L163 219ZM195 221V219H194ZM254 221V220H253ZM123 222V223H122ZM150 222V221H149ZM167 222V221H166ZM175 222V221H174ZM205 222V221H204ZM256 222V220H255ZM11 223V222H10ZM8 223V224H10ZM18 223V222H17ZM44 224H46L45 226L47 227V229L45 228H42L41 226ZM140 223V222H139ZM142 223V224H143ZM153 223V222H152ZM179 223V222H177ZM245 223V222H244ZM251 223V222H250ZM16 223H14L13 226H15ZM19 224H22L19 222ZM23 224H22V227H23ZM124 224V225H122ZM141 224V225H142ZM147 224V222H146ZM180 224V223H179ZM178 224V226H179ZM254 224V223H253ZM260 224H262L260 222ZM11 227H12V224H10ZM9 225V226H10ZM145 225V224H144ZM150 225V223L148 224ZM155 225V223H154ZM162 225V224H161ZM157 226V228H163L167 230H169L168 228H164L163 226ZM168 225V224H167ZM170 225V224H169ZM182 225V224H180ZM201 225V224H200ZM206 225V224H205ZM218 225V224H216ZM222 225V224H221ZM224 225V224H223ZM248 225V223H247ZM2 226V225H1ZM21 226V225H19ZM151 226V225H150ZM156 226V225H155ZM174 226V225H172ZM254 226V225H252ZM16 227V226H15ZM14 227V228H15ZM32 227V228H33ZM148 227V226H147ZM183 227V225L181 226V228ZM219 227V225H218ZM230 227V226H229ZM125 228V230H124ZM143 228V227H142ZM154 228V226H153ZM156 228V227H155ZM161 228V229H162ZM224 228V227H223ZM247 228V227H246ZM252 228V227H251ZM26 229H28L26 227ZM218 229V228H217ZM254 229V228H253ZM252 229V230H253ZM256 229V228H255ZM264 229V228H263ZM262 229V231H263ZM0 236L3 235V238L1 237L0 241V249H1V252H2V249H18V252H21L22 250L25 249L26 251V248L24 246V244L26 245L27 243L24 242V244H22V241L20 236L17 235V234H12V232L10 233V229H1L0 227ZM147 230H151V227L149 229V227L147 228ZM154 230V229H153ZM250 230V228H249ZM9 231V232H8ZM22 231V230H21ZM34 231V230H33ZM149 231L150 233L153 234V232ZM156 231V230H154ZM159 231V230H158ZM157 231V232H158ZM164 231V230H162ZM161 231V232H162ZM172 232V230H169V232ZM181 231V229H180ZM207 231V230H206ZM210 231V232H211ZM219 230H217L218 232ZM247 231V230H246ZM32 232V231H31ZM34 232V233H35ZM160 232V233H161ZM183 232V231H182ZM184 232H185V228H184ZM216 232V231H215ZM221 232V231H220ZM241 232V231H240ZM252 231H250L251 233ZM33 233V234H34ZM168 233V232H167ZM166 233V235H167ZM175 233V232H173ZM208 233V232H207ZM214 233V232H213ZM260 233V232H258ZM126 234H128L126 232ZM131 234V232L129 233ZM157 233H155L156 235ZM163 234V233H162ZM183 234V233H182ZM210 234V233H209ZM221 234V233H220ZM229 234V233H228ZM243 234V233H242ZM59 236L60 237V240H55L54 238H51V236ZM165 234H163L162 236H164ZM165 235V236H166ZM175 235V234H174ZM178 235V234H177ZM192 235V234H191ZM194 235V234H193ZM192 235V236H193ZM196 235H198L196 233ZM250 235V234H249ZM253 235V234H252ZM251 235V236H252ZM264 235V234H263ZM123 236V237H122ZM154 236V235H153ZM158 236V235H156ZM161 236V237H162ZM172 236V235H171ZM180 237V235H178ZM177 236V237H178ZM189 236V235H187ZM192 236L190 238H192ZM195 236V235H194ZM223 236V235H222ZM221 236V237H222ZM259 234H258V238H259ZM37 238L40 237V236H36ZM56 237V238H57ZM160 237V236H158ZM173 237V236H172ZM207 237V236H206ZM217 237V236H216ZM238 237V236H237ZM241 237V236H240ZM36 238V239H37ZM125 238V239H124ZM181 238V237H180ZM189 238V237H188ZM194 238V237H193ZM192 238V239H193ZM200 238V237H199ZM256 240L258 239L257 237H255ZM133 239V238H131ZM174 239V238H173ZM179 239V238H178ZM203 239V238H202ZM210 239V238H208ZM217 239V238H215ZM247 239V237H246ZM249 239V237H248ZM247 239V240H248ZM260 239V238H259ZM264 239V237H263ZM4 240V241H3ZM176 240V239H175ZM182 240V239H181ZM191 240V239H190ZM207 240V239H206ZM213 240V238H212ZM218 240H220V238L218 237ZM238 240V239H236ZM246 240V241H247ZM253 240V239H251ZM255 240V239H254ZM255 240V241H256ZM125 241V243H124ZM133 241V240H132ZM169 241V239H168ZM187 241V240H186ZM203 241V240H202ZM240 241V240H239ZM259 241V240H258ZM131 242V241H130ZM137 242V241H135ZM134 242V243H135ZM139 242V241H138ZM166 242V241H165ZM169 242H176V241H172L170 240ZM168 242V243H169ZM179 242V241H178ZM183 242V240L181 241ZM198 242V241H197ZM205 242V240H204ZM207 242V241H206ZM221 242V241H220ZM223 242V241H222ZM221 242V243H222ZM234 242V241H233ZM243 242V241H242ZM247 242H250L249 240ZM247 242H245L247 244ZM262 242V241H260ZM192 243V242H191ZM190 243V244H191ZM214 243V242H213ZM139 243H135V245ZM172 244V243H171ZM177 244V243H175ZM180 243H178L179 245ZM182 244V243H181ZM184 244H185V240H184ZM189 243H187V245L190 246ZM229 244V243H228ZM232 244V243H231ZM252 244V243H251ZM39 245H43L44 246V243L40 244ZM131 245V244H130ZM186 245V244H185ZM134 246V245H132ZM141 246V245H140ZM169 246V245H168ZM173 246V245H172ZM177 246V245H176ZM195 246V245H194ZM198 246V244H197ZM232 246V245H231ZM230 246V247H231ZM139 247V246H138ZM137 247V248H138ZM180 246H178L179 248ZM182 247H185V246H181ZM191 247V246H190ZM196 247V246H195ZM194 247V248H195ZM216 247V246H215ZM251 247H254V246H251ZM104 248V249H103ZM136 248V247H135ZM169 248V247H168ZM236 248V247H235ZM235 248L233 250H235ZM258 248V247H257ZM30 248H28L29 250ZM106 249V250H105ZM142 249V248H140ZM139 249V251H140ZM177 249V248H176ZM183 249V248H182ZM230 249V248H228ZM260 249V248H259ZM21 250V251H19ZM134 250V248H133ZM175 250V249H174ZM202 250V249H201ZM217 250V249H215ZM220 250V249H219ZM232 250V251H233ZM258 250V249H257ZM263 250V248L261 249ZM259 250V251H261ZM117 253L115 254L114 252ZM124 254H122V252ZM129 251V252H128ZM143 251V250H142ZM205 251V250H204ZM238 251V250H236ZM258 251V253H259ZM7 252L8 254V251H5V253ZM11 251H9L10 253ZM16 253V254H20V253ZM28 252V251H27ZM103 252V251H102ZM111 252V253H109ZM121 252V254H120ZM135 252V251H133ZM184 252V251H183ZM185 252H186V248H185ZM219 252V251H218ZM248 252V250H247ZM4 253V254H5ZM12 253H15V251H12ZM26 253V252H24ZM24 253H22V258L24 256ZM108 253V254H107ZM114 253V254H113ZM217 253V252H216ZM236 254H238L237 252H234ZM252 253H253V250H252ZM3 254V255H4ZM14 255H10L12 258L13 257H16L17 256ZM112 256H110V255ZM138 254V253H137ZM136 254V255H137ZM142 255H145L144 253H141ZM211 254V252L209 253ZM208 254V255H209ZM227 254V253H226ZM103 255V256H104ZM115 255V256H114ZM133 254H130V256H132ZM135 255V256H136ZM214 255V254H213ZM231 255L233 256L232 252H231ZM230 255V256H231ZM244 255V254H243ZM242 255V256H243ZM247 255V254H246ZM264 255V254H263ZM8 256V257H7ZM7 259L11 261V258H9V254L7 255ZM31 256V254H30ZM140 256V255H139ZM212 256V254H211ZM215 256V255H214ZM217 256V255H216ZM229 256V255H228ZM231 256V257H232ZM39 257V256H38ZM63 257V258H62ZM111 257V258H110ZM124 257V258H123ZM138 257V256H136ZM209 257V256H208ZM254 257V256H253ZM258 257V255H257ZM256 257V258H257ZM263 257V256H261ZM5 258V257H4ZM14 258V259H16ZM27 258H29L27 256ZM35 258V257H33ZM139 258V257H138ZM212 258V257H211ZM235 258V256H234ZM245 258V257H244ZM255 258V259H256ZM6 259V258H5ZM26 259V258H25ZM55 259V257L53 258ZM99 259V260H98ZM121 259V260H120ZM205 259V258H204ZM222 259H224L222 257ZM252 259V257H251ZM4 260V259H2ZM13 260V259H12ZM29 260V259H28ZM34 260V259H33ZM38 260V259H37ZM40 260V258H39ZM38 260V261H39ZM57 260V259H56ZM71 260L73 262H71ZM103 260V259H102ZM132 260V259H131ZM141 260V259H140ZM210 260V258L208 259ZM207 259L204 260V261H208ZM16 260H14L15 262ZM41 261V260H40ZM39 261V263H40ZM55 261V260H53ZM59 261V260H57ZM121 261V262H122ZM139 261V260H138ZM198 261V260H197ZM203 261V260H201ZM201 261H199L201 263ZM214 261V260H213ZM224 261V260H223ZM236 261H237V258H236ZM234 261V263L236 262ZM250 261V260H249ZM253 261V260H252ZM251 261V262H252ZM257 261V260H255ZM253 261V262H255ZM262 260L259 261V263H261ZM6 262V261H5ZM13 262V263H14ZM77 263V261H75ZM102 262V261H101ZM154 262V261H153ZM152 262V263H153ZM198 262V263H199ZM226 262V261H225ZM224 262V263H225ZM230 262V261H229ZM243 262V261H242ZM250 262V263H251ZM264 262V259L263 261ZM8 263V261H7ZM17 263V261L15 262ZM23 263V262H22ZM29 263V262H28ZM56 263V261H55ZM59 263V262H57ZM98 263V262H97ZM125 262H123L124 264ZM156 263V261H155ZM154 263V264H155ZM195 263V262H194ZM197 263V262H196ZM209 263V261H208ZM210 263H211V260H210ZM221 263V262H220ZM26 264V263H25ZM33 264V263H32ZM41 264H42V261H41ZM100 264V263H98ZM105 264V263H104ZM126 264V263H125ZM128 264V263H127ZM204 264V262H203ZM207 264V263H205ZM229 264V263H228ZM232 264V263H231ZM258 264V263H257Z\"/></svg>", "mask_w": 264, "mask_h": 264}]
</instances>
